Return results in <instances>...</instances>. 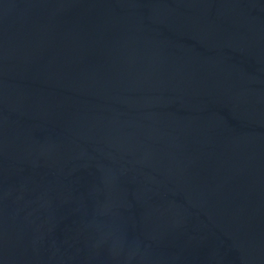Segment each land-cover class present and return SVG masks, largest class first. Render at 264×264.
Instances as JSON below:
<instances>
[{
  "label": "water",
  "instance_id": "1",
  "mask_svg": "<svg viewBox=\"0 0 264 264\" xmlns=\"http://www.w3.org/2000/svg\"><path fill=\"white\" fill-rule=\"evenodd\" d=\"M0 264H264V0H0Z\"/></svg>",
  "mask_w": 264,
  "mask_h": 264
}]
</instances>
